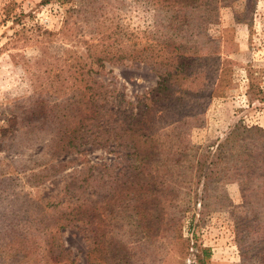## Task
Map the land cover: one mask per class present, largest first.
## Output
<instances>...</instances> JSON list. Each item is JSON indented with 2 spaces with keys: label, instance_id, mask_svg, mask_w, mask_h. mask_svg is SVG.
<instances>
[{
  "label": "rangeland",
  "instance_id": "374dc122",
  "mask_svg": "<svg viewBox=\"0 0 264 264\" xmlns=\"http://www.w3.org/2000/svg\"><path fill=\"white\" fill-rule=\"evenodd\" d=\"M172 7L0 0V244L29 246V264H46L40 251L43 227L59 214L53 202L87 197L89 227L57 237L77 264H191L188 239L210 248L205 264H264V137L253 129H264V0ZM93 43L111 53L98 81L134 109L148 97L147 177L116 141L48 150L88 111L77 87L96 65ZM165 57L185 67L163 95ZM90 166L95 182L85 196L75 176ZM8 254L0 264H14Z\"/></svg>",
  "mask_w": 264,
  "mask_h": 264
},
{
  "label": "trees",
  "instance_id": "16d2710c",
  "mask_svg": "<svg viewBox=\"0 0 264 264\" xmlns=\"http://www.w3.org/2000/svg\"><path fill=\"white\" fill-rule=\"evenodd\" d=\"M59 1L64 2V0ZM164 1L172 5V9L175 11L181 7H185V9L195 7L197 9L196 7H201V2H204V0ZM178 15L180 16L179 13ZM97 48V44L93 43L89 45L88 49L91 50L90 55H93L96 65L93 64L90 68L89 77L85 79L80 77L81 82L84 81L85 85L77 87L81 91V101L84 100L88 111H83L78 116V124L60 130L58 137H55L54 141L49 143L48 150L53 155H62L64 153L81 152V149L88 144L102 147L111 141H116L119 142L118 145L129 149L127 155L134 158V169L139 174L147 177L149 172L146 169V160L149 157V151L144 146L147 134L143 133V128L148 123L150 117L149 105L147 104L148 97L144 101H139V103H143V106L141 105L138 109H134L125 103L122 104L123 93L119 89L107 87L101 81H98L96 75L101 73V68H105L104 59L106 56H111V53L110 51L109 53H97ZM163 59L166 62L163 64L165 69L162 71L158 70L160 75L156 89L165 95L168 90H172V79L174 77L176 78L174 80L175 83H178L180 75L184 73L185 63L184 61H177V65H175L174 63L176 62L172 61V58L165 57ZM251 87H254V85ZM253 129L263 132L262 137H264V129L259 127H254ZM234 132L235 130H233L232 134ZM222 145L223 143L219 146L221 147ZM255 157L256 155L252 156V158ZM83 159L86 160L87 157H83ZM263 159H260V161L262 162ZM257 170H262L261 166ZM85 171H77L75 179L77 180L76 184L78 183L77 191L86 196L94 184L95 178L94 174L90 173L92 166L86 167ZM69 183L75 184L74 178ZM70 186L67 190L71 189ZM75 196L73 193L70 195L71 198ZM53 204L58 206L57 211H59V214L52 225L48 224L43 227L44 240L40 251L41 259L43 262L45 260L46 264H77L76 258H71L70 256L71 250L67 249L61 240H57V237L60 236L61 231L66 227L79 228L81 230H86L89 227L92 214L89 198L87 197L75 203L67 200L63 203L61 201L57 203L53 202ZM11 240L9 239L7 243L0 244V260L1 258H5L8 252V258H11L10 260L14 264L31 263L34 259L29 256V246H26L22 242ZM187 247L190 249L191 247L195 248L197 259H194L191 264H196V260L205 264L202 254L206 255L210 251L209 247L191 243L190 239L187 241ZM190 252L193 253L192 249Z\"/></svg>",
  "mask_w": 264,
  "mask_h": 264
}]
</instances>
